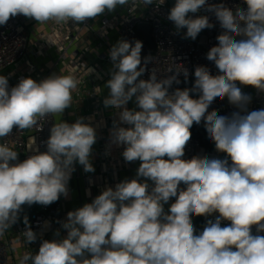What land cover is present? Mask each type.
<instances>
[{
  "label": "clouds",
  "instance_id": "9594fccd",
  "mask_svg": "<svg viewBox=\"0 0 264 264\" xmlns=\"http://www.w3.org/2000/svg\"><path fill=\"white\" fill-rule=\"evenodd\" d=\"M164 0H0V25L24 15L37 23L56 25L82 23L106 10L127 5L135 12L141 5H162ZM246 8L235 11L223 3L207 0H176L168 19L184 38L196 39L214 27L208 16H193L202 7L215 15L223 32L218 44L206 54L218 69L194 70L193 88H176L189 71L178 65L176 72L157 79H138L150 57L143 58V44L119 40L110 50L111 78L105 107L119 111L111 141L124 146L126 162L139 160L137 179L108 187L91 203L69 211L62 227L67 236L43 240L38 253L23 252L18 264H264V109L248 111L250 95L242 86L264 92V0H244ZM167 71L171 72L169 68ZM80 81L74 74H53L39 82L22 78L9 89L0 75V139L20 130H41L48 116L62 114L73 104ZM190 92L198 94L193 98ZM135 97L140 109L126 105ZM227 97L237 111L220 115L208 111L216 98ZM204 122L209 138L226 159L193 157L182 159L193 124ZM96 131L81 117L74 123L57 122L50 129L47 151L22 162L7 142L0 143V237L17 222L22 205H50L67 197L68 182L79 163L94 172L90 162ZM35 143L33 137V144ZM32 146H30V149ZM229 159L231 164H229ZM152 181L151 187L147 181ZM183 183L186 188L181 189ZM176 197L169 212L163 205ZM218 213L203 230L196 232L192 214ZM230 221L221 226L222 221ZM26 243L37 235L24 217ZM255 226L256 234H253ZM59 233L57 232V235ZM90 254V258L86 256Z\"/></svg>",
  "mask_w": 264,
  "mask_h": 264
},
{
  "label": "built area",
  "instance_id": "2783aa9c",
  "mask_svg": "<svg viewBox=\"0 0 264 264\" xmlns=\"http://www.w3.org/2000/svg\"><path fill=\"white\" fill-rule=\"evenodd\" d=\"M176 2V0H174ZM223 3L233 11L237 7L246 8L244 0H207V4ZM170 0H164L162 5H141L135 12L129 11V6H117L114 11H105L95 18H88L82 23H73L56 25L49 22V28L45 32L39 33L36 38L30 31L29 24L32 20L24 15L11 17L5 25H0V75L8 79L9 89L15 87L22 78H32L39 82L46 77L40 73L36 58H47L55 56L58 63H63L66 67L67 75L74 74L80 81L81 90L87 82H92L94 88L90 97L94 99V104H98L101 91L99 88L100 78L98 71L85 63V58L92 50V46H79L83 33L92 32L98 41L108 46L111 50V37L115 34L119 40H127L134 44L139 40L143 47L141 51L142 65L143 58L150 57L151 60L146 65V71L138 79H149L153 70L156 71L157 79H164L176 72L178 65H183L189 71L187 81L183 74H180V83H173L169 93L176 88H192V81H195L194 70L198 65L209 68L211 74L217 75L218 69L214 62L207 60L206 54L211 47L218 44L217 36L223 32L219 21L215 15L202 7L195 16H208L210 23L214 25L211 29L202 30L195 40L184 38L186 29H181L179 33L175 29L174 23L168 19L171 9ZM146 24L151 28V37L156 49L146 40L145 34L139 32L140 25ZM109 53L102 54L101 58L105 62H111ZM171 68L169 72L167 69ZM242 90L250 95L251 101L247 105L248 111L264 109V92H259L251 86H242ZM198 96V94H197ZM197 96L195 98H197ZM135 99V97H134ZM136 109L139 111L136 104ZM217 110L220 115H231L237 111L236 107L229 103L227 97L223 100L216 98L210 105L208 111ZM41 130L26 129L20 130L14 126L12 133L5 138L0 139V143L7 142L13 150L18 153V161L22 162L30 155L35 154L33 149L39 152L47 151V140L50 136V129L53 126V116H48L41 122ZM123 127H127L126 125ZM195 128L207 138L208 145L204 144V139L191 135L189 142L185 146V152L182 159L190 160L193 157L220 158L226 159L227 154L218 152L215 143L209 138L204 127L203 120L200 124H195ZM191 132V129H190ZM33 137L35 143L33 144ZM30 146L32 148L30 149ZM117 150L122 154L124 146H117ZM112 152L108 146L103 147L102 159L100 162L101 173L97 178H88L89 186H100L104 190L108 187L115 188L118 183L114 178ZM124 160V158H123ZM124 162H126L124 160ZM229 164L231 161L229 159ZM179 188L185 189L186 186L181 183ZM176 197L164 204L165 212H169L170 205L174 203ZM218 213L212 215H201L196 220V215L192 214V222L197 233L201 232L209 220H215ZM29 226L36 233L37 239L34 242L26 243L21 235L26 230L22 207L18 213V220L3 237H0V264H18V256L23 252L38 253L43 240H49V236L54 229L62 227L64 222L61 208V196L50 205H40L33 209L32 219ZM230 221H222L221 226H227ZM253 234H256L253 226ZM264 235V233H259Z\"/></svg>",
  "mask_w": 264,
  "mask_h": 264
},
{
  "label": "crops",
  "instance_id": "0c3cea01",
  "mask_svg": "<svg viewBox=\"0 0 264 264\" xmlns=\"http://www.w3.org/2000/svg\"><path fill=\"white\" fill-rule=\"evenodd\" d=\"M111 45L116 44V35L112 34ZM92 46V50L87 54L85 63L88 66H92L98 71L100 78L99 88L101 95L98 100V104H94V99L90 97L91 91L94 88L92 82H87L85 87L81 90L80 84L78 88L73 92V104L64 110L62 114L53 116V125L57 122L63 121L68 123H74L77 119L83 117L86 123H90L96 131V142L92 146L90 154V162L94 167V172H85L83 166L79 163L74 164V171L71 173L70 180L68 182V195L65 197L61 195V208L63 213V219L66 221L67 213L69 211L76 210L82 207L86 203H91L95 197H97L104 190L100 186H89L87 183L88 178H97L101 173V159L103 153V147L106 145L111 149L113 162L112 167L115 172V181L120 183L125 180L137 179L140 182H145V178L137 176V169L139 168L140 161L124 162L123 156L117 150L115 144L111 141V130L114 127V122L118 126H125L119 123V111L122 109H114L112 107H105L103 104L104 98L109 95V89L106 87V82L111 78L110 73L112 70V61L105 62L102 60L101 55L109 53L108 46H105L102 42L98 41L96 36L92 32L83 33L79 46ZM112 48V47H111ZM36 64L41 74L46 78L53 74L67 75L66 67L63 63H58L55 56L47 58H36ZM129 109H136L134 99L130 100L126 105ZM127 126V125H126ZM151 187L154 186L152 181H147ZM164 211H165V206ZM57 232L59 233L57 235ZM67 236V230L63 227L54 229L50 236L49 241L60 240ZM86 256L90 258V254L86 253Z\"/></svg>",
  "mask_w": 264,
  "mask_h": 264
},
{
  "label": "water",
  "instance_id": "95a60500",
  "mask_svg": "<svg viewBox=\"0 0 264 264\" xmlns=\"http://www.w3.org/2000/svg\"><path fill=\"white\" fill-rule=\"evenodd\" d=\"M170 4H171V7H173L175 5V2L174 0H170ZM139 32H143L145 34V37H146V40L148 41V43L152 46L153 49H156L155 48V45L153 43V40H152V37H151V28L149 25H146V24H142L140 25L139 29H138ZM41 204L39 203H34L32 205H22V214L25 216H27L28 218V221H30L32 219V213H33V209L36 208V207H39ZM199 216L196 215V220H198Z\"/></svg>",
  "mask_w": 264,
  "mask_h": 264
},
{
  "label": "rangeland",
  "instance_id": "374dc122",
  "mask_svg": "<svg viewBox=\"0 0 264 264\" xmlns=\"http://www.w3.org/2000/svg\"><path fill=\"white\" fill-rule=\"evenodd\" d=\"M31 20H32V18H30V21ZM49 25H50L49 22L48 23H44V24H39L33 19L31 24H29V28H30V31H32L33 34L35 35V37L37 38L39 36V33L45 32L49 28ZM133 99H134V97H133ZM134 103H135V107H136L135 99H134ZM10 231H12V230L9 228L8 232H10Z\"/></svg>",
  "mask_w": 264,
  "mask_h": 264
},
{
  "label": "trees",
  "instance_id": "16d2710c",
  "mask_svg": "<svg viewBox=\"0 0 264 264\" xmlns=\"http://www.w3.org/2000/svg\"><path fill=\"white\" fill-rule=\"evenodd\" d=\"M193 85H194V80L192 81V88H193ZM190 95L195 98L197 96V93L195 92H190ZM191 135L194 136V137H200L201 139H204L206 141H204V144L205 145H208L209 146V143H207V138L206 136L202 135L196 128H195V123L193 124V126L191 127Z\"/></svg>",
  "mask_w": 264,
  "mask_h": 264
}]
</instances>
